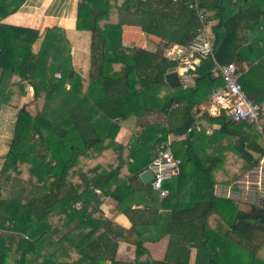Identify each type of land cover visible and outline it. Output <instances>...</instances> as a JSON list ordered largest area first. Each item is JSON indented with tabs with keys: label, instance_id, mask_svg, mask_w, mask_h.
<instances>
[{
	"label": "trees",
	"instance_id": "trees-1",
	"mask_svg": "<svg viewBox=\"0 0 264 264\" xmlns=\"http://www.w3.org/2000/svg\"><path fill=\"white\" fill-rule=\"evenodd\" d=\"M23 1L0 0V109L11 103L14 86L25 93L26 84L34 89L36 99L44 97L45 106L37 116L25 107L19 110L10 151L0 172V264H96L98 260L127 264L118 260L117 255L129 232L109 220L96 219L94 215L100 210L89 211L90 200L83 194L79 196L77 187L67 186L66 195L63 188L82 151L107 147L105 143L113 139L112 131L117 128L116 119L142 117L151 112L182 118L183 123L170 130L143 126L129 152L130 177L116 188L118 210L129 217L138 236L135 264H148L143 260L148 251L141 233L146 225L165 227V232L151 240L170 236L166 259L176 260L181 246L193 244L198 247L196 264H219V253L208 250L211 238L218 239L206 223L212 213L220 215L230 226L234 238L226 248L236 246L241 249L242 258L251 264H264L256 255L258 243L264 241V207L253 205L249 211H242L230 200L215 196L216 183L233 184L259 164L264 156L262 135L254 125L232 122L225 114H204L208 122L218 127L211 137L194 126L195 107L209 101L224 85L221 75L214 74L216 68L243 61L235 21L224 15L226 0H198V9L214 12L219 23L214 28V59L201 63L196 86L186 90L181 86L171 88L165 81L170 69L181 66L179 62L142 49L128 53L122 43L121 14L118 24L101 26L110 17L111 0H80L77 29L92 33V70L87 91L83 77L72 65L71 47L63 30L49 29L39 51L34 52L38 31L3 23ZM154 3L158 8L150 2L140 3L144 14L142 30L160 35L170 44L188 46L200 26L198 12L191 7L194 0ZM127 8L126 1L121 13ZM178 19L184 24L174 29ZM115 62L123 64L120 72H114ZM253 63L250 71L264 72V58ZM56 74H61V79ZM244 77L245 74L241 83L247 94ZM163 88L169 94L159 98ZM95 113L106 121L93 122ZM170 133L188 136L184 142L173 145L174 156L182 164L178 174L164 184L169 195L162 199L161 206L171 212L138 223L137 212L124 205L134 193L128 182H140V174L157 158L159 146ZM210 147H214L213 154L207 153ZM120 163L117 168L86 180V189L93 194L96 188L103 189L116 180L124 165L121 159ZM144 189L150 198L152 193L157 194L151 185ZM80 199L83 206L77 210ZM58 207L70 212L71 228L56 239L58 234L48 219ZM193 215L198 217H190ZM6 233H13L15 240L9 243ZM232 254H236L235 249ZM234 258L237 260V255ZM147 260L150 264H168L154 262L150 257Z\"/></svg>",
	"mask_w": 264,
	"mask_h": 264
},
{
	"label": "crops",
	"instance_id": "crops-1",
	"mask_svg": "<svg viewBox=\"0 0 264 264\" xmlns=\"http://www.w3.org/2000/svg\"><path fill=\"white\" fill-rule=\"evenodd\" d=\"M126 1L128 8L121 13L120 8L126 3ZM155 1L156 0H111L110 17L108 20L101 22V26L103 27L105 24H118L121 14V19L124 25L122 43L123 47L128 50V53L135 49H142L146 52L158 54L168 60L182 64V59L187 46L170 44L169 41L162 36L153 35L142 30L141 20H143L144 14L140 3L145 4L150 2L154 4V8H158L157 4L154 3ZM79 2L80 0H24L17 12L7 17L3 23L38 31L39 38L33 46L34 52L39 51L44 36L49 29L59 28L63 30L71 47L72 65L75 71L83 77L85 81L84 88L87 91L89 87L88 81L92 70V33L90 31H80L77 29ZM224 6L225 17H228L229 20L234 19V24L237 26V38L240 44L239 48L243 54L242 62L233 63L238 66L242 72V76L245 74V77L243 78L245 89L251 100L256 104H264V78L262 79L261 77V74H264V72L258 69L250 71L251 67L254 65L253 61L256 62L255 64H258V61L264 58V0H226ZM209 12L211 13L209 24L213 33L214 41V28L218 25L219 19L215 17L214 12ZM232 16L234 18H232ZM176 18L178 17L176 16L175 19ZM176 21L177 23L174 22V29L181 24H184L179 19ZM187 21H185V24H187ZM159 32L161 33L163 31L161 30ZM112 68L114 72H120L123 69V64L115 62L113 63ZM173 69L175 71L178 70L179 73L180 66ZM217 73L218 72L215 73V76H218ZM13 90L15 93L11 103L9 105H3L0 109V172L4 166L5 158L10 151L19 110L25 107L30 114L37 116L43 111L45 106L44 97L36 99L34 89L30 85H25V93H22L18 86H14ZM168 94L169 91H167L166 88H163L159 94V98ZM256 100H259V102H256ZM208 102L209 101H205L201 105L195 107L194 126L200 132L205 130L206 136L211 137L214 130L218 127L217 125L208 122L205 118L204 114H207L206 108ZM92 106V109L96 110L95 105L92 104ZM179 106L180 105L178 104V108ZM103 121L106 120L100 118V113H95L93 122L97 124ZM116 122L118 123L117 128L112 131L114 136L113 139H109L105 143L107 147L104 149L92 148L85 152L82 151L83 154L75 159V165L72 170H70V175L65 182L63 193L66 195V191H68L67 186L77 187L79 189V196L83 194L84 198L90 200L88 210L93 211L95 208L100 210L94 215L96 219L100 218L103 220H109L113 222L116 227L129 232L126 234V240L122 241L120 245L117 259L126 262L127 264H135L137 248L136 241L138 240V236L135 234L134 230H132L133 223L129 217L118 210L120 200L116 198V196H118L116 188L119 183L124 180L128 181V178L130 177L129 164L132 161L129 157V152L133 148L139 135L142 133L143 126H160V128L164 130H170L175 126L180 128L183 121L182 118H169L166 114L151 112L142 117L131 115L126 119H116ZM248 123L254 125L258 129L262 135L263 143V120L261 123L263 130H260L258 124ZM103 124H105V122ZM175 136H178L180 139L174 144H179L182 141L184 142L188 137L186 133L178 135L170 133L167 136V139H171ZM157 137H161V135H158ZM214 151V147H210L207 153L213 154ZM120 159L124 165H122V170L117 179L111 181L107 186L102 187L103 189L96 188L93 194L90 193L85 186V182H88L86 180L96 178L105 171L109 172L111 169L117 168L122 164L120 163ZM223 169H225V166ZM140 182H142V180H140ZM140 182H128V185L134 188V193L124 201V205L126 204L128 207L131 206V209L137 212L136 217L139 219L138 223H144L147 220L154 219L160 214L163 215L170 213L171 210H165L161 206L162 199H160L157 194L152 193L153 198H150L145 194L144 186L148 185H145L143 182L141 184ZM219 185L228 186L232 184L218 182L215 185V191L216 186ZM102 190L104 191L102 192ZM215 196L220 199L230 200L237 206L238 210L242 211H249L250 207L253 205L264 207V202L261 200H254L251 197L240 196L234 199H226L217 196L216 192ZM82 206L83 200L80 199L76 203L77 210H81ZM141 213H143L144 216L141 217ZM69 216V211L63 212L61 208L58 207L48 219L53 226V230L58 234L56 239L68 232L71 228L68 227L71 226ZM224 216L227 218L229 217V215ZM190 217L197 218L198 216L193 215ZM206 223L212 232L218 234V239L217 237L211 238L208 250L210 252L216 251L219 253V264H251L250 260L242 258L244 255H240L241 249L237 248L235 245L234 246L238 249L237 250L234 247L236 254H232L234 249L226 248V245L229 246V241L233 240L234 237L233 234H231L230 226L225 219L221 218V216L216 213H212L207 218ZM163 232H165L164 226L153 227L146 225L141 229L143 238H146L144 248L148 251V256H144V261L150 264L151 262L149 263L147 260L150 257L152 261L160 263L196 264L198 247L193 244L183 246L185 249L182 246H179L181 253L179 254V257L178 255L176 256V260L174 258L169 260L166 259L170 248V236L165 235L162 239L151 240L159 237ZM9 234L14 236L10 242L8 241L11 243L15 240V235L13 233H6V236ZM15 247L14 250L16 249ZM188 251L189 254H187ZM235 255H237V260L234 258ZM256 255L259 262H264V241L258 243V251ZM228 257L229 262H226ZM96 264H111V262L108 260H98ZM203 264H208V262L204 261Z\"/></svg>",
	"mask_w": 264,
	"mask_h": 264
},
{
	"label": "built area",
	"instance_id": "built-area-1",
	"mask_svg": "<svg viewBox=\"0 0 264 264\" xmlns=\"http://www.w3.org/2000/svg\"><path fill=\"white\" fill-rule=\"evenodd\" d=\"M191 7L198 12L200 26L195 38L187 46L179 73L176 70L179 74L180 84L185 90L196 86L199 78L198 68L201 63L208 59H214L213 33L209 24L211 13L198 9V0H194ZM216 72L221 75L224 85L211 95L206 112L217 117L225 114L230 121L236 123L243 121L255 123L259 125L260 130H263L261 123L264 119V104H256L246 94L241 83L242 72L238 66L235 63L218 66L214 74ZM56 77L61 79V74H56ZM179 139L178 136H175L162 142L157 158L147 168L154 177L150 184L151 188L159 195L160 199L168 197L169 191L164 188V184L178 174L182 164L181 160L176 158L173 153V145ZM215 192L217 196L226 199L242 196L264 202V156L256 167L232 185L216 186Z\"/></svg>",
	"mask_w": 264,
	"mask_h": 264
},
{
	"label": "water",
	"instance_id": "water-1",
	"mask_svg": "<svg viewBox=\"0 0 264 264\" xmlns=\"http://www.w3.org/2000/svg\"><path fill=\"white\" fill-rule=\"evenodd\" d=\"M165 80H166V83L171 88H178L181 86L178 73L174 69L168 72V74L165 77ZM140 179L145 185H150L154 177L149 170H145L143 173L140 174ZM6 237H7V240L10 242L14 236L9 234Z\"/></svg>",
	"mask_w": 264,
	"mask_h": 264
}]
</instances>
